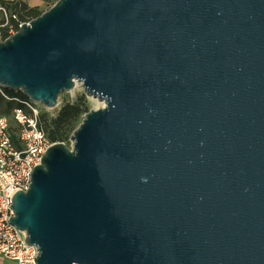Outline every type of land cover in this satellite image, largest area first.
I'll list each match as a JSON object with an SVG mask.
<instances>
[{
  "label": "water",
  "instance_id": "obj_1",
  "mask_svg": "<svg viewBox=\"0 0 264 264\" xmlns=\"http://www.w3.org/2000/svg\"><path fill=\"white\" fill-rule=\"evenodd\" d=\"M103 101L12 196L37 264H264V0H57L0 87Z\"/></svg>",
  "mask_w": 264,
  "mask_h": 264
},
{
  "label": "built area",
  "instance_id": "obj_2",
  "mask_svg": "<svg viewBox=\"0 0 264 264\" xmlns=\"http://www.w3.org/2000/svg\"><path fill=\"white\" fill-rule=\"evenodd\" d=\"M7 15L0 5V28L7 24ZM21 23L17 28L9 26L6 37L14 33ZM5 38L0 34V41ZM0 93L16 102L10 116H0V264L8 261L13 264H37L34 258L37 259L38 249L25 242V230L10 222L9 217L14 216L10 205L15 191L28 189L33 167L40 163L42 155L53 142L38 126L37 103L29 98L8 97L1 87Z\"/></svg>",
  "mask_w": 264,
  "mask_h": 264
},
{
  "label": "trees",
  "instance_id": "obj_3",
  "mask_svg": "<svg viewBox=\"0 0 264 264\" xmlns=\"http://www.w3.org/2000/svg\"><path fill=\"white\" fill-rule=\"evenodd\" d=\"M1 5L8 13L7 24L0 28L2 38L7 36V28L9 26L17 28L18 23L24 22L26 19H32L40 14L35 8L27 9L26 4L22 1L2 0ZM2 91L8 97L14 96L19 99H27L20 91L8 89H2ZM87 111L88 107L83 101V96H81L78 101L63 103L53 116H49L43 111L39 113L37 117L38 126L44 131L51 142H62L70 136L78 125V120Z\"/></svg>",
  "mask_w": 264,
  "mask_h": 264
},
{
  "label": "rangeland",
  "instance_id": "obj_4",
  "mask_svg": "<svg viewBox=\"0 0 264 264\" xmlns=\"http://www.w3.org/2000/svg\"><path fill=\"white\" fill-rule=\"evenodd\" d=\"M1 1L2 0H0V5H1ZM9 1H22L26 4L27 9L35 8L37 11L42 13L43 11H46L47 9H49L57 0H9ZM29 20L30 19H26L24 22L29 21ZM1 96H0V116H10L12 112V108L15 106L16 102L13 100L7 99L2 94ZM81 96H83V101L86 103L88 110L94 108L95 104L98 101H100L98 99L94 100V98H92L91 96L85 95L81 85L74 86L72 90L64 91L59 94L58 104L55 107L46 109L38 104L39 113L43 111V112H46L49 116H53L56 114L57 109H59L63 103L78 101ZM80 121H81V118L78 120V122ZM11 125L13 124L11 123ZM62 142L67 147H71L72 143L70 140V136Z\"/></svg>",
  "mask_w": 264,
  "mask_h": 264
},
{
  "label": "bare ground",
  "instance_id": "obj_5",
  "mask_svg": "<svg viewBox=\"0 0 264 264\" xmlns=\"http://www.w3.org/2000/svg\"><path fill=\"white\" fill-rule=\"evenodd\" d=\"M81 85V83L80 82H76L75 83V86H80ZM96 98H94V100H95ZM103 105V101H98L96 104H95V107L94 108H96V107H101Z\"/></svg>",
  "mask_w": 264,
  "mask_h": 264
},
{
  "label": "crops",
  "instance_id": "obj_6",
  "mask_svg": "<svg viewBox=\"0 0 264 264\" xmlns=\"http://www.w3.org/2000/svg\"><path fill=\"white\" fill-rule=\"evenodd\" d=\"M4 264H13V263L8 261V262H4Z\"/></svg>",
  "mask_w": 264,
  "mask_h": 264
}]
</instances>
